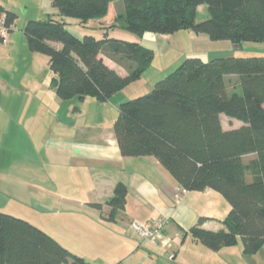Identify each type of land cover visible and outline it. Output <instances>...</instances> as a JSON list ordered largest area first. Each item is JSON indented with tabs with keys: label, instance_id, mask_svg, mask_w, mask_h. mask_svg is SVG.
<instances>
[{
	"label": "trees",
	"instance_id": "obj_1",
	"mask_svg": "<svg viewBox=\"0 0 264 264\" xmlns=\"http://www.w3.org/2000/svg\"><path fill=\"white\" fill-rule=\"evenodd\" d=\"M116 1L115 20L104 34L78 37L65 17L87 27ZM60 18L48 14L23 27L30 51L48 56L50 86L59 100L107 101L139 79L154 51L139 41L108 35L122 28L171 34L180 30L211 40L264 42V0H51ZM208 17L196 21L197 7ZM7 22L16 13L0 4ZM57 42L60 46L53 45ZM105 55L126 70L121 75ZM227 83H231L228 89ZM74 111L79 110L75 105ZM221 114L240 120L224 128ZM113 132L123 156H154L186 190L218 191L229 203L223 228L206 230L199 217L189 232L211 250L242 244L254 254L264 244V55L186 56L148 93L119 103ZM127 188L118 182L105 201L114 219ZM100 208L101 203H91ZM0 264H94L27 220L0 211Z\"/></svg>",
	"mask_w": 264,
	"mask_h": 264
},
{
	"label": "crops",
	"instance_id": "obj_2",
	"mask_svg": "<svg viewBox=\"0 0 264 264\" xmlns=\"http://www.w3.org/2000/svg\"><path fill=\"white\" fill-rule=\"evenodd\" d=\"M36 1L0 0L16 13L15 29L0 41V211L21 214L94 264H264V244L247 255L239 240L211 250L192 238L189 229L201 216L206 217L200 225L206 230L224 227L222 219L230 206L218 191L207 188L180 194V185L154 156L121 154L113 112L137 92L127 94L133 82L103 102L59 100L54 90L46 89L48 56L29 50L23 27L29 19L60 17L51 0ZM111 5L105 16L90 19L84 28L114 23ZM102 57L118 73L126 74L122 66ZM98 102L109 103V109ZM73 104L79 110L74 111ZM221 121L224 128L242 124L224 114ZM118 182L127 193L111 220V207L105 201ZM159 218L166 224L157 242L142 241L129 229L132 219Z\"/></svg>",
	"mask_w": 264,
	"mask_h": 264
},
{
	"label": "rangeland",
	"instance_id": "obj_3",
	"mask_svg": "<svg viewBox=\"0 0 264 264\" xmlns=\"http://www.w3.org/2000/svg\"><path fill=\"white\" fill-rule=\"evenodd\" d=\"M33 2L37 1L33 0ZM112 4L113 5H111V10L114 13L116 12L115 4L117 3L116 1H114L112 2ZM19 13L22 14V12ZM20 17L22 18V16ZM207 17L208 12L206 6L204 4L199 5L197 7L196 21L204 20ZM65 19L68 22L67 27L69 28V30L78 37H82L83 33H90L96 38H100L104 34L103 28H84L77 23L76 18L65 17ZM89 25L96 24L89 23ZM108 25H110V23ZM108 35L127 40L132 39L135 41H139L142 45L151 48L154 51V56L149 67L142 73L139 79L135 80V82L133 81V83L126 89L128 95L130 94V90H135L137 92L131 94L126 99H131L151 91L156 81L171 72L183 60L184 57L189 55L198 56L203 60H209L211 58L220 56L264 55V43L262 42H232L227 39L211 40L206 34H196L187 30H180L174 34H163L146 31L140 36L122 28H115L108 30ZM45 71L49 76L46 81V89L53 90V88L50 86L52 71L49 69V67H45ZM148 83H151L149 87ZM227 86L228 89H231V83H227ZM121 94L122 93H119V95H116L115 98L118 99V96H120ZM98 104H103L101 106H103L107 110L109 109V103L98 102ZM91 109L94 110L93 105L91 106ZM117 113V111L115 113L113 112V118L117 116ZM89 117L92 118L91 116ZM20 215L21 214H15L14 216L25 219Z\"/></svg>",
	"mask_w": 264,
	"mask_h": 264
},
{
	"label": "built area",
	"instance_id": "obj_4",
	"mask_svg": "<svg viewBox=\"0 0 264 264\" xmlns=\"http://www.w3.org/2000/svg\"><path fill=\"white\" fill-rule=\"evenodd\" d=\"M13 22H7V16L4 12L0 13V41H4L8 38L10 32L14 30ZM186 192V189L181 188L180 194ZM166 224L164 218H159L151 222H141L136 219H132L129 222V229L142 241L151 240L157 242L161 236V232Z\"/></svg>",
	"mask_w": 264,
	"mask_h": 264
}]
</instances>
